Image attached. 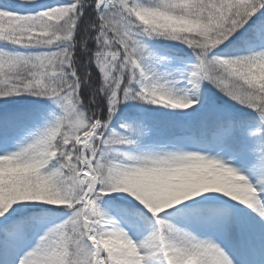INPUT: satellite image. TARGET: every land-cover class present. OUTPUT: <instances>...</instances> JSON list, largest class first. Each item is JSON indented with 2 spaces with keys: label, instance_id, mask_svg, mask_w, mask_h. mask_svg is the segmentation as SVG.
Instances as JSON below:
<instances>
[{
  "label": "snow or ice",
  "instance_id": "6c2138e0",
  "mask_svg": "<svg viewBox=\"0 0 264 264\" xmlns=\"http://www.w3.org/2000/svg\"><path fill=\"white\" fill-rule=\"evenodd\" d=\"M0 264H264V0H0Z\"/></svg>",
  "mask_w": 264,
  "mask_h": 264
},
{
  "label": "trees",
  "instance_id": "16d2710c",
  "mask_svg": "<svg viewBox=\"0 0 264 264\" xmlns=\"http://www.w3.org/2000/svg\"><path fill=\"white\" fill-rule=\"evenodd\" d=\"M53 2H54V0H53Z\"/></svg>",
  "mask_w": 264,
  "mask_h": 264
}]
</instances>
